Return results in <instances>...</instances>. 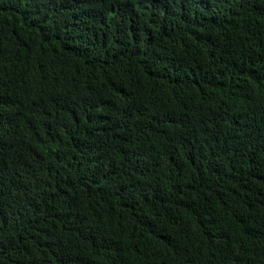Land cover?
Masks as SVG:
<instances>
[{"label": "trees", "instance_id": "obj_1", "mask_svg": "<svg viewBox=\"0 0 264 264\" xmlns=\"http://www.w3.org/2000/svg\"><path fill=\"white\" fill-rule=\"evenodd\" d=\"M0 264H264V0H0Z\"/></svg>", "mask_w": 264, "mask_h": 264}]
</instances>
